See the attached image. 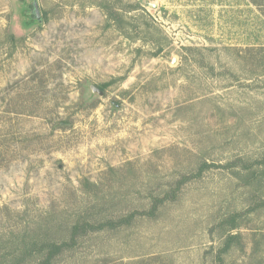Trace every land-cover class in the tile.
<instances>
[{
    "label": "rangeland",
    "instance_id": "obj_1",
    "mask_svg": "<svg viewBox=\"0 0 264 264\" xmlns=\"http://www.w3.org/2000/svg\"><path fill=\"white\" fill-rule=\"evenodd\" d=\"M36 1L40 21L32 0H0V264L147 210L184 175L153 216L52 264H219L229 234L223 264H264V9Z\"/></svg>",
    "mask_w": 264,
    "mask_h": 264
},
{
    "label": "trees",
    "instance_id": "obj_2",
    "mask_svg": "<svg viewBox=\"0 0 264 264\" xmlns=\"http://www.w3.org/2000/svg\"><path fill=\"white\" fill-rule=\"evenodd\" d=\"M258 8L264 9V0H250ZM263 12V10H262ZM264 14V12H263ZM33 17V16H31ZM32 20V18H30ZM36 20V19H35ZM204 168L203 165L200 166L198 173ZM197 175V174H196ZM194 175V176H196ZM193 177V175H184L176 181V188L169 190L161 196H154L151 200L150 207L147 210L138 211L134 210L126 215L116 217L114 219H106L104 221H76L69 227L68 237L61 241H51L42 245L40 252H44V256L35 264H52L53 260L67 248L75 246L77 240L82 235H85L89 231H97L102 229H115L120 226L128 224L135 216L146 214L148 216H153L156 213L157 208L163 204L165 201H173L176 197V190L179 189V186L184 183L186 180ZM237 239V235L229 234L223 241L221 247L217 250L216 259L219 264L224 263L223 255L229 250L232 245V242Z\"/></svg>",
    "mask_w": 264,
    "mask_h": 264
},
{
    "label": "water",
    "instance_id": "obj_3",
    "mask_svg": "<svg viewBox=\"0 0 264 264\" xmlns=\"http://www.w3.org/2000/svg\"><path fill=\"white\" fill-rule=\"evenodd\" d=\"M30 13L32 14V16L37 20L40 21L41 17H40V12H39V8H38V4L36 0H32L31 2V8H30ZM98 93H102L100 90H98L96 88Z\"/></svg>",
    "mask_w": 264,
    "mask_h": 264
}]
</instances>
